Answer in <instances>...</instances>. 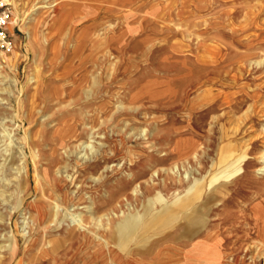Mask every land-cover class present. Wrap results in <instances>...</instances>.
<instances>
[{"label":"rangeland","instance_id":"obj_1","mask_svg":"<svg viewBox=\"0 0 264 264\" xmlns=\"http://www.w3.org/2000/svg\"><path fill=\"white\" fill-rule=\"evenodd\" d=\"M263 168L264 0H0V264H264Z\"/></svg>","mask_w":264,"mask_h":264},{"label":"bare ground","instance_id":"obj_2","mask_svg":"<svg viewBox=\"0 0 264 264\" xmlns=\"http://www.w3.org/2000/svg\"><path fill=\"white\" fill-rule=\"evenodd\" d=\"M57 5V4H56ZM49 6V5H48ZM38 7H47V4L46 3H43V4H40L37 6ZM61 10V9H60ZM41 17V16H40ZM2 76V75H1ZM262 157V156H261ZM262 168V167H261ZM23 169V168H22ZM264 169V168H263ZM192 188V186H191ZM195 188V187H193ZM201 193V192H200ZM199 197V195H198ZM200 198V197H199ZM202 198V197H201ZM197 199V198H196ZM196 201V200H195ZM199 201V200H198ZM179 204V203H178ZM184 210V209H183ZM186 210V209H185ZM155 214V213H154ZM153 216V214H151ZM77 216V214H76ZM152 218V217H151ZM262 218V217H261ZM73 221L76 222V224L80 227H84L83 225V221H82V218L79 216H77V219H73ZM263 232H264V229H263ZM98 240L100 241L99 242V251H98V254L100 256V258H105L107 257V254H109V256L112 257L113 260H116V261H121L122 260V256L119 252H117L116 250L112 249L111 247H109V244L108 242L106 241V239L104 238L103 235H98L97 236ZM92 253V252H91ZM262 255V254H261ZM209 257V256H208ZM85 259V258H84ZM86 260V259H85ZM96 263V262H95ZM105 263V262H104ZM83 264V263H82Z\"/></svg>","mask_w":264,"mask_h":264}]
</instances>
